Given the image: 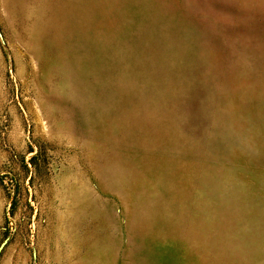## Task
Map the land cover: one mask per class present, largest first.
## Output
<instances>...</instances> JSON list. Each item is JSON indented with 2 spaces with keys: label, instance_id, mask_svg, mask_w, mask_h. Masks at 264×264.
Listing matches in <instances>:
<instances>
[{
  "label": "rangeland",
  "instance_id": "obj_1",
  "mask_svg": "<svg viewBox=\"0 0 264 264\" xmlns=\"http://www.w3.org/2000/svg\"><path fill=\"white\" fill-rule=\"evenodd\" d=\"M0 264H264V0H0Z\"/></svg>",
  "mask_w": 264,
  "mask_h": 264
}]
</instances>
